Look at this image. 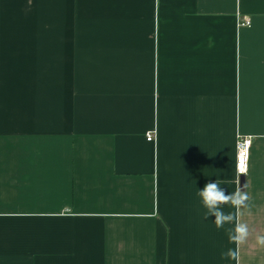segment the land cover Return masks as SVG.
Listing matches in <instances>:
<instances>
[{
	"label": "crops",
	"instance_id": "crops-1",
	"mask_svg": "<svg viewBox=\"0 0 264 264\" xmlns=\"http://www.w3.org/2000/svg\"><path fill=\"white\" fill-rule=\"evenodd\" d=\"M215 180L264 264V0H0V264H236Z\"/></svg>",
	"mask_w": 264,
	"mask_h": 264
},
{
	"label": "clouds",
	"instance_id": "clouds-1",
	"mask_svg": "<svg viewBox=\"0 0 264 264\" xmlns=\"http://www.w3.org/2000/svg\"><path fill=\"white\" fill-rule=\"evenodd\" d=\"M200 198L203 208L206 210L204 213L205 219L208 217H214V224L217 229L225 228V225H233L231 228H226L225 231L230 243L236 245V248H230L221 253L222 259H231L239 264V246L245 242L249 236L248 225L241 222V209L249 207L248 201L250 199L249 194L246 191L238 188L232 193L226 192L221 187L220 182L217 180L209 181L204 185L202 190L197 192ZM229 205L234 212H225L224 206ZM256 243L259 246H264V235H258L256 237Z\"/></svg>",
	"mask_w": 264,
	"mask_h": 264
},
{
	"label": "built area",
	"instance_id": "built-area-1",
	"mask_svg": "<svg viewBox=\"0 0 264 264\" xmlns=\"http://www.w3.org/2000/svg\"><path fill=\"white\" fill-rule=\"evenodd\" d=\"M252 24L249 18L239 21V27H250ZM155 140V132L147 134V141L153 142ZM253 140L249 137L239 138L237 142L236 155V174L239 179L244 178L249 172L251 149Z\"/></svg>",
	"mask_w": 264,
	"mask_h": 264
}]
</instances>
